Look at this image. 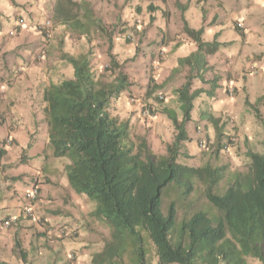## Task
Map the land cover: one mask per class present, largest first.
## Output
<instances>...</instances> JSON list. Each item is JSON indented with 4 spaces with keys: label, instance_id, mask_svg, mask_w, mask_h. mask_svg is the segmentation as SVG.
Returning a JSON list of instances; mask_svg holds the SVG:
<instances>
[{
    "label": "crops",
    "instance_id": "obj_1",
    "mask_svg": "<svg viewBox=\"0 0 264 264\" xmlns=\"http://www.w3.org/2000/svg\"><path fill=\"white\" fill-rule=\"evenodd\" d=\"M58 1L0 0V220L8 214L19 212L23 193L36 179L39 196L34 209L44 218L46 226L65 225L68 229L77 230L76 238L65 237L51 243L45 240L42 230L32 221L20 220L24 225H34L39 232L24 244L30 264H82L87 254H90L92 261L93 255L103 249L111 235L107 221L94 216L95 203L70 186L65 171L68 159L53 156V149L48 143L44 90L50 82L72 75V68L61 60V53L75 55L80 51L64 43L74 33V29L69 27L70 23L76 20L84 23L83 28L77 31L82 33L81 38H87L92 32L105 33L107 29L102 22L142 19L140 45L154 42L145 47V56L149 57L148 60L159 52L164 56L161 62L153 59L152 63L157 76L154 84L165 92L166 99L159 104L160 109L156 108L159 112L152 121L142 119L135 105L133 113L127 108H119L128 101V92L116 100L118 107L113 113L121 120L128 121L131 132L145 138L157 154L165 153L166 145L172 142L175 133L162 109L176 112L180 118L174 89L184 82L189 69L180 66L178 61L196 50V43L183 31V21L192 29L203 26L202 38L206 41L216 38L218 42H230L208 56V65L211 66L213 61L221 63L227 58L228 67L225 69L237 76L240 71L250 70L254 66L256 73L246 74L244 79L235 76V84L244 93L243 102L247 98L250 103H255L264 94V27L257 32L252 31V26L258 25L259 21L264 24V0H71L79 8L72 11L73 15L76 14L73 20H66L64 16L55 17ZM212 15L215 18L211 21ZM44 19L51 22L52 36L46 55L42 59H35L42 42L37 24ZM239 20L243 22V29L233 26V22ZM124 48L131 49L127 46ZM117 52L125 51L115 47L112 53L118 56ZM174 71L183 76L182 82L174 81ZM194 81L197 88H208L207 83ZM224 82H217L212 96L202 93L194 100L191 119L186 124L190 142H193L190 133L193 132L196 139L204 134L199 131L202 129L199 126L204 124L205 133L215 134L214 128L200 118L201 111L206 110L223 120V111L215 106L223 101L217 98L225 93L227 83L224 85ZM167 96L170 98L167 99ZM195 127L200 129L197 131ZM263 141L262 134L258 142L261 143L260 148L256 152H262ZM29 143L31 146L28 147ZM12 152L17 156L11 158ZM188 154L193 156L195 153ZM21 231L30 236L29 229L21 228ZM12 246L9 240L1 248L7 252L12 251ZM70 252L75 256L73 260L68 257ZM0 258L19 264L17 256L13 260H6L1 251Z\"/></svg>",
    "mask_w": 264,
    "mask_h": 264
},
{
    "label": "trees",
    "instance_id": "obj_2",
    "mask_svg": "<svg viewBox=\"0 0 264 264\" xmlns=\"http://www.w3.org/2000/svg\"><path fill=\"white\" fill-rule=\"evenodd\" d=\"M74 9L78 11L77 3L59 0L55 17L73 20ZM183 22V31L196 43V50L178 61L189 69L184 82L174 89L180 118L176 112L161 111L175 132L164 154L155 153L143 137L133 139L129 122L113 113L114 102L128 91L130 81L111 51L110 36V65L105 68L109 79L94 70L90 50L75 55L62 52L60 58L72 68V75L50 82L44 90L53 156L68 159L65 171L70 186L95 202L94 216L103 217L111 228L110 240L92 257L94 264H146L141 230L147 231L154 244L156 264H248L247 258L264 264V141L261 153L247 151L246 171L234 173L222 192L218 187L224 165L192 166L179 161L191 157L183 148L189 140L186 124L194 100L202 93L212 96L217 88L216 78H204L212 69L208 56L229 44L216 38L206 41L203 26L192 29ZM83 24L76 20L69 27L75 31ZM194 80L207 83L208 88H193ZM148 86L153 91L160 88L152 83ZM244 102L260 120L257 106L264 102V94L254 104ZM200 118L217 136L223 134L221 117L204 110ZM193 180L204 186V195L215 211H193L175 228L174 203H169L165 213L160 208L162 189L176 182L187 195L193 191ZM20 226L26 228L19 221L13 225L12 251L19 264H30L18 236ZM0 264L13 263L0 258Z\"/></svg>",
    "mask_w": 264,
    "mask_h": 264
},
{
    "label": "rangeland",
    "instance_id": "obj_3",
    "mask_svg": "<svg viewBox=\"0 0 264 264\" xmlns=\"http://www.w3.org/2000/svg\"><path fill=\"white\" fill-rule=\"evenodd\" d=\"M210 18L212 21L215 18V15H212ZM239 22H241L242 27H244L243 22L241 20H239ZM102 23H103V27L107 29L103 34H101V32L97 34L92 32V34L89 37L86 38L84 36V38H81L80 36L82 33L75 30L73 35L69 36L68 41H64V40L63 41L65 44L70 46V48L74 47L75 49L77 48L80 51L90 50L92 66L94 70L98 74L104 75L106 79H109L110 72L109 71L106 72L105 68L107 67V65L108 66L110 65V60L108 57V44H109L108 38L110 36L113 42L112 50H114L115 47H117L119 51H125L120 54L117 52L118 56H116V61H118L122 65L123 71L127 73L131 87V89L129 88L128 91H125L122 94V96L128 92L126 94L127 97L129 98L136 97L140 99L142 104L144 103L149 104L154 109L155 112H159L157 110L160 109L159 104L164 100L159 101L156 99V97L158 93H161L164 95L165 97L164 99H166L165 92L162 91L160 88H156V91H153V89L151 90L150 86L148 85L150 84V82L154 84V81L157 78L156 74L154 73L155 68L153 66L152 60L156 59L158 61L157 63H159L164 59V56L161 54V52H159L158 53L159 55L156 54V57L153 56L151 57V60H148L149 57L145 56L144 49L146 46L153 44L154 42H151L146 45H140V42L142 40V32L137 33L136 32L137 30L135 31L134 20L131 22H127L126 20L124 21L119 20V22L106 21ZM127 24L133 25L130 26L132 28L127 29V31L131 34L130 38H125L124 35H122L123 34L122 31L115 30V28L113 29V27H116V25H127ZM263 25L264 24L262 23V21H259L258 25L252 26L253 28L252 31L257 32L261 30L264 27ZM233 26L234 27L236 26V22H233ZM13 28L14 27H11V29ZM118 43L121 44L118 45ZM124 46H127L131 49L124 48ZM48 49L49 47L46 46L45 51L43 52L44 54L41 53L42 57L40 59H42L46 55ZM58 55L59 54H56V56ZM210 58L212 57L210 56ZM227 60H228L227 58H224L221 61V63H217L213 61V64L211 65L213 70L205 74L206 79H212V77H214L217 79V82L225 81L224 85L227 83L226 85L227 87L225 86L226 88H228L229 86L234 87V92L232 93V95H230L225 88L224 91L225 93H223L222 96L217 98L223 101L218 102L215 106V108H218V110L223 111L222 113L223 120L221 121L223 122L221 123L223 124L222 125L223 134L217 136L216 132L215 134L212 132L205 133L206 130L205 124L203 126L202 125L199 126L200 128H202L201 132L204 134L200 138L196 139V136L193 137L194 135L193 132L190 133L193 142H190V137H189V140L184 143V148H187L188 150L183 148V151H185L186 153L191 152L195 154L190 158L180 157L179 159V161L183 163H187L192 166H199L206 162L207 163L209 162L214 166L224 165L225 166L224 177L219 184L218 187L219 192L223 191L226 184L232 179L234 173L246 171L247 163L249 162L246 153L249 150L255 151L256 149H259L261 143L258 142L260 141L262 134L264 135V102L257 106L260 113L259 116L260 120H258L254 116V113L251 110V108L246 104H244L245 102H243V98H242L244 97L243 96L244 93L242 89L238 84H235V82H237L236 80L237 77L244 79V77L248 73L245 70H242L240 71V75L238 76L232 74V72L225 69V67H228ZM253 62H256V59H253ZM174 79L175 82H182L183 76H181L180 72H178L177 74H175ZM231 80L234 81L231 82ZM193 88H197L195 81L193 82ZM146 92H148V94H146ZM169 98L170 97L167 96V99ZM246 100L248 101L247 98H245V101ZM256 102L257 100L255 101V103ZM124 103L119 108L121 109L127 108L131 113L135 111L134 105L130 104L129 101ZM117 107L118 106H116V102H114L112 109L115 110L117 109ZM195 128L197 129L198 127ZM131 136L133 139L140 137L134 132H131ZM229 137H234L236 140L235 142H233V144L229 146V149H227L226 151L221 146L224 142L227 141ZM256 140L259 141L256 142ZM199 141H203L205 146L200 147L198 144ZM15 156H17V153L12 152L11 158H14ZM18 163H21V161H18ZM9 165L11 166V164ZM203 191H204V186L200 182H196V181H194L193 191L187 195L183 194V185L178 184L176 182L170 183L162 189L161 197H160V208L162 212L165 213L167 211L169 203L171 202L174 203L176 208L175 225H174L175 228H178L180 226V223L183 220L187 219L193 211H197V210H208L210 212L215 211L211 206V204H209V202L207 201ZM92 202L95 203L94 201ZM29 225L31 226L29 227ZM29 225L27 224L26 228L20 226L21 228L29 229V235H30L27 236L28 233L23 231L19 232L18 236L21 239L23 247L24 244H26L29 237H32L33 234L39 233L37 231L38 230L37 227H39L38 225H36L37 227H35L32 224ZM14 230L15 228H4L0 223V251L2 252V256L6 260H13V258L16 257V254L13 251L5 252L4 248L3 249L1 248L2 244L8 242L9 240H11L13 243ZM141 233L143 237V246L146 255V259H145L146 264H156L157 257L155 254L154 244L150 240L147 231L141 230ZM108 240H110V238ZM90 257H91L90 254H87V256L82 261V264H93ZM247 263L260 264L258 260L253 258H247ZM171 264H176V263H171Z\"/></svg>",
    "mask_w": 264,
    "mask_h": 264
},
{
    "label": "built area",
    "instance_id": "obj_4",
    "mask_svg": "<svg viewBox=\"0 0 264 264\" xmlns=\"http://www.w3.org/2000/svg\"><path fill=\"white\" fill-rule=\"evenodd\" d=\"M141 23H142V21L140 19L135 20L136 30H140L141 25H142ZM50 27H51V24L48 20H44L42 23L39 24V29L41 31V34L44 37V41L41 44V51L37 55L38 58H40L42 56L41 53H43L45 51V47L47 46L46 41L50 38V35H51V28ZM237 27L241 28L242 24L240 22H238ZM124 28L125 27L121 26V27H119L118 31L124 32ZM130 36H131L130 33H125L126 38H130ZM250 70L253 72L255 71L254 67H251ZM233 92H234V87L229 86L228 93L232 94ZM158 97L160 99H162L163 95L161 93H159ZM130 102L139 105V113H140L141 117H143L147 120H150V121L155 118V114L152 112L150 107L148 105H145V104H140V100L138 98L130 97ZM235 140L236 139L234 137H231L229 139L228 144L224 146V149L227 151V149H229V146L231 144H233V142H235ZM199 145L201 147L205 146L203 141H201L199 143ZM37 195H38V185L34 184L25 193V199L27 200V204L23 207L22 214L25 217H28V218L42 224L41 218L38 215H36V213L34 212V209H33V205H32V202L36 199ZM18 216L19 215H9L2 222L3 227L4 228L12 227L16 223ZM45 233H46L45 237L48 241H54L58 238H62L65 236H73L75 234V231L68 230L65 227H52V228H47L45 230ZM71 257L73 258V256H71Z\"/></svg>",
    "mask_w": 264,
    "mask_h": 264
},
{
    "label": "clouds",
    "instance_id": "obj_5",
    "mask_svg": "<svg viewBox=\"0 0 264 264\" xmlns=\"http://www.w3.org/2000/svg\"><path fill=\"white\" fill-rule=\"evenodd\" d=\"M136 19H140L141 21H142V19L141 18H136ZM136 19H134V21L136 20ZM44 20H48L49 22H50V20L49 19H44ZM43 20V21H44ZM43 21H41L40 23H42ZM239 21H237L236 22V29H243V27H241V28H239V27H237V23H238ZM40 23H38L37 24V29L40 31V29H39V24ZM241 23V22H240ZM50 24H51V22H50ZM142 25H141V28H140V30H137L136 31V28H135V31L137 32V33H141L140 31H142V26H143V22L141 23ZM134 25H135V23H134ZM121 26H123V27H125L124 28V32H123V34L122 35H124V37H125V33H129L128 31H127V29H130V28H132V27H130V26H133V25H130V24H127V25H116V27H113V29L115 28V30H118L119 29V27H121ZM128 27V28H127ZM51 29H52V25H51V27H50ZM113 29H112V31H113ZM111 32V31H110ZM40 34H41V31H40ZM51 36H52V30H51V35H50V38L49 39H51ZM126 38V37H125ZM41 39H42V42L44 41V37H43V35L41 34ZM49 39L46 41L47 42V46H49ZM42 42H41V44H42ZM41 44H39L40 46H39V48H38V51H37V53L35 54V59H40V58H38L37 57V55H38V53H40V51H41ZM44 54V53H43ZM254 67V66H253ZM255 69V68H254ZM248 74H251V73H256V69H255V71L253 72V71H251V70H247L246 71ZM229 88V87H228ZM228 88H227V92H228ZM156 91V90H155ZM159 94V93H158ZM158 94H157V97H156V99L157 100H159V101H161V100H165L164 98V95H163V98L162 99H160L159 97H158ZM230 95H232V94H230ZM129 98V97H128ZM140 100V99H139ZM128 101H129V103L130 104H132V105H135L136 107H137V109H138V113H139V105L138 104H134V103H131L130 102V98L128 99ZM140 104H142L141 103V101H140ZM145 104V103H144ZM145 105H148L149 107H150V109L152 110V112L155 114V117H156V114H157V112H155L154 111V109L149 105V104H145ZM139 116H140V113H139ZM141 117V116H140ZM142 119H145V118H143V117H141ZM145 120H147V119H145ZM147 121H150V120H147ZM152 121V120H151ZM198 129L199 128H197V131H198ZM199 131H202V130H199ZM231 137H229L228 139H227V141L226 142H224L223 143V145L221 146V147H223L224 148V146L225 145H227L228 144V142H229V139H230ZM8 142H10V139H8ZM201 141H199V143H200ZM198 143V144H199ZM200 146V145H199ZM201 147V146H200ZM222 150V149H221ZM34 184H36V185H38V183L36 182V179L31 183V185L29 186V188L27 189V190H29L30 189V187H32V185H34ZM26 190V191H27ZM26 191L23 193V204L21 205V207H20V209H19V212L18 213H15V214H8V215H6L4 218H3V220L5 219V218H7L9 215H19L18 217H20V216H23L24 218L23 219H20V218H18L17 219V221L16 222H20V220H24V219H26V220H30V221H32L33 222V224H35V225H38L39 226V228L42 230V232H43V236H44V238H45V240L47 241V242H54V241H56V240H59V239H63V238H65V237H71V238H76L77 237V230L76 229H74V228H71V229H68L65 225H59V226H46V221L44 220V218L42 217V216H40L39 214H37L36 213V211H35V209H34V203H35V201L37 200V198H38V196H39V186H38V195H37V197H36V199L32 202V205H33V209H34V212L36 213V215H38L40 218H41V220H42V224H40V223H38V222H36V221H34V220H32V219H30V218H28V217H25L23 214H22V211H23V207L27 204V200L25 199V193H26ZM3 220H2V222H3ZM2 222H1V224H2ZM3 226V225H2ZM52 227H65L66 229H68V230H73V231H75V234L73 235V236H65V237H62V238H58V239H56V240H54V241H48L47 239H46V237H45V230L47 229V228H52ZM10 228H13V226L12 227H10ZM71 256H73V258L71 257ZM68 257H69V259H71V260H73L74 258H75V256L73 255V253L72 252H70L69 254H68Z\"/></svg>",
    "mask_w": 264,
    "mask_h": 264
}]
</instances>
